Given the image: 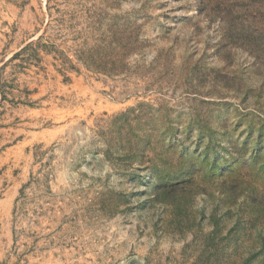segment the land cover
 <instances>
[{"label":"rangeland","instance_id":"1","mask_svg":"<svg viewBox=\"0 0 264 264\" xmlns=\"http://www.w3.org/2000/svg\"><path fill=\"white\" fill-rule=\"evenodd\" d=\"M0 264H264V0H0Z\"/></svg>","mask_w":264,"mask_h":264}]
</instances>
